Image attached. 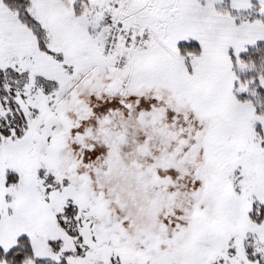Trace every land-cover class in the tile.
I'll list each match as a JSON object with an SVG mask.
<instances>
[{"label": "snow or ice", "instance_id": "obj_1", "mask_svg": "<svg viewBox=\"0 0 264 264\" xmlns=\"http://www.w3.org/2000/svg\"><path fill=\"white\" fill-rule=\"evenodd\" d=\"M0 264H264V0H0Z\"/></svg>", "mask_w": 264, "mask_h": 264}]
</instances>
